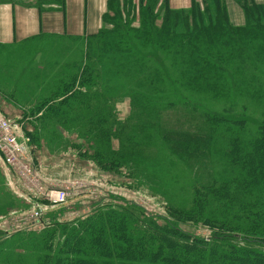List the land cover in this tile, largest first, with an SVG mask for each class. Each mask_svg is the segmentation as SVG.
Instances as JSON below:
<instances>
[{"label":"rangeland","instance_id":"rangeland-1","mask_svg":"<svg viewBox=\"0 0 264 264\" xmlns=\"http://www.w3.org/2000/svg\"><path fill=\"white\" fill-rule=\"evenodd\" d=\"M109 12L94 36L0 45V114L20 124L36 172L29 179L101 198L88 211L74 202L44 208L39 231L0 232V264H46L74 243L79 221L132 201L159 225L174 224L163 233L176 243L199 239L196 258L218 256L204 245L219 243L217 251L237 252V264H264L256 254L264 247L224 234H264V24L165 20L156 0H116ZM32 208L0 168V223L15 230ZM255 237L246 239L264 243ZM154 239L166 253V240Z\"/></svg>","mask_w":264,"mask_h":264},{"label":"trees","instance_id":"trees-1","mask_svg":"<svg viewBox=\"0 0 264 264\" xmlns=\"http://www.w3.org/2000/svg\"><path fill=\"white\" fill-rule=\"evenodd\" d=\"M238 1L245 15L246 24L243 27L250 24L256 26L264 24L262 20L264 19V3L258 5L254 4L252 0ZM114 2H116V0H110V3ZM208 5L209 4H206L203 9H201L199 5H193L190 9L182 11H173L163 6L166 13L164 18L166 20L169 17L171 20L173 16L179 17L184 14L189 16V20H191L192 23L191 25L194 24L195 26V24H197L196 26H198V23L202 21L195 22L192 17H196L199 14V18L201 19L207 17L209 19L217 18L222 20L224 25L230 30L243 28L231 26L228 21L226 9L220 0H215L214 3H212V8ZM185 25H189V22ZM104 136L106 137V135ZM102 140L104 141L105 139ZM110 140L111 137L107 139L106 146L108 151L113 153ZM100 144L105 146V142ZM116 153L118 152H114V154ZM102 155L106 156L104 153H102ZM242 212H245V210L242 209ZM142 223L145 224L142 225ZM166 223L167 224L162 226L159 225L160 223L156 222L153 217L146 216L144 211L137 206H126L123 208H114L110 205L103 206L102 208L96 209L94 214L87 220H83L82 222L79 221L77 225L80 231L74 237V243L71 245L66 244L65 248L59 247L58 250L54 252L52 258L47 260L48 262L46 264H237L235 261L238 259L235 257L239 256L237 252L224 253L222 251H217L216 247L220 246L219 243L209 246L204 245V248L208 253L217 254L219 257L226 260L220 262L218 256L211 255H202L204 259L203 257L196 258L200 255L201 251V247H197L196 245L199 244V239L191 237L189 243H176L174 236L163 233L167 231H177L174 224L168 221H166ZM227 231L228 233L224 234L228 236L223 235L218 238H225L224 236H226L229 238V241L232 242H236L239 239L245 240L247 245L253 244L256 246L260 245V248L264 247V243L257 239H246L264 235L262 231H257V235L253 233L256 229L253 231L246 230L247 235L244 234L243 236H247L245 238L236 234L234 230ZM22 233L26 232H18L15 234ZM154 237H161L166 240V253L158 251L160 250V248H158L160 244H158V241H156ZM34 238L40 237L34 236ZM213 238L216 239L217 234H214ZM172 244L176 247L178 245L183 246L182 248H187L191 251L183 249V253L179 254L177 251L181 248L177 247V250H170ZM232 245H230L229 248L233 249V251L240 252L244 250L252 252V249L245 250L240 247L233 248ZM168 247H170L169 250ZM262 250L263 249H261V253H256L260 261H262L261 263H263L264 260ZM39 264H45V262Z\"/></svg>","mask_w":264,"mask_h":264},{"label":"crops","instance_id":"crops-1","mask_svg":"<svg viewBox=\"0 0 264 264\" xmlns=\"http://www.w3.org/2000/svg\"><path fill=\"white\" fill-rule=\"evenodd\" d=\"M121 1V0H120ZM173 11L212 8L215 0H156ZM258 5L264 0H252ZM233 27L245 25L238 0H220ZM110 0H0V45L22 44L39 37L84 39L104 29V17L110 13ZM101 198L91 203L95 208ZM107 201V199L105 200ZM79 208V207H76ZM87 210L88 208H82Z\"/></svg>","mask_w":264,"mask_h":264},{"label":"built area","instance_id":"built-area-1","mask_svg":"<svg viewBox=\"0 0 264 264\" xmlns=\"http://www.w3.org/2000/svg\"><path fill=\"white\" fill-rule=\"evenodd\" d=\"M19 125L0 114V168L13 194L22 201L31 202L33 208L29 211L28 217L23 216L21 224L15 230L6 228L7 219L0 223L3 227L0 232L7 234L6 236L18 232L39 231L44 228L47 223L43 219L46 207L74 202L79 206L84 205L81 206L83 208H89L91 201L97 199L93 193L82 191L81 188L74 186L59 187L47 184L45 188L39 189L37 183L29 179V177H35L36 172L31 164L25 161V147L19 142Z\"/></svg>","mask_w":264,"mask_h":264}]
</instances>
